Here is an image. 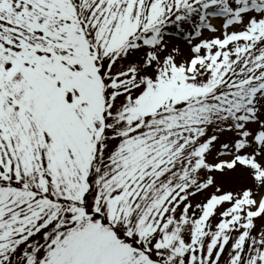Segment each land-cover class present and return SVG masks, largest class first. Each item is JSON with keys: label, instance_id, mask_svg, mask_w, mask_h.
I'll list each match as a JSON object with an SVG mask.
<instances>
[{"label": "snow or ice", "instance_id": "obj_1", "mask_svg": "<svg viewBox=\"0 0 264 264\" xmlns=\"http://www.w3.org/2000/svg\"><path fill=\"white\" fill-rule=\"evenodd\" d=\"M0 264H264V0H0Z\"/></svg>", "mask_w": 264, "mask_h": 264}]
</instances>
